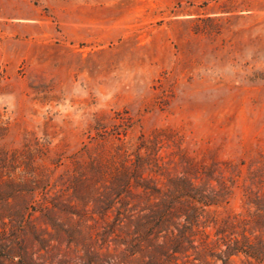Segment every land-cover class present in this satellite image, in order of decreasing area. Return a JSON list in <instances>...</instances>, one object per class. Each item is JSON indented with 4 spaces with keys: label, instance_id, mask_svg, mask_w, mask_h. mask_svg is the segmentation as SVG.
Returning a JSON list of instances; mask_svg holds the SVG:
<instances>
[{
    "label": "rangeland",
    "instance_id": "obj_1",
    "mask_svg": "<svg viewBox=\"0 0 264 264\" xmlns=\"http://www.w3.org/2000/svg\"><path fill=\"white\" fill-rule=\"evenodd\" d=\"M177 177L196 237L264 238V0H0V264L118 254Z\"/></svg>",
    "mask_w": 264,
    "mask_h": 264
},
{
    "label": "trees",
    "instance_id": "obj_2",
    "mask_svg": "<svg viewBox=\"0 0 264 264\" xmlns=\"http://www.w3.org/2000/svg\"><path fill=\"white\" fill-rule=\"evenodd\" d=\"M136 173L138 181L140 178L138 170ZM128 180V177L123 179L118 177L113 182L112 190L121 194L120 189L129 184ZM172 181L171 191L175 197L173 200L178 199L179 206L170 210L164 208L144 213L138 218L126 216L125 222L117 213L108 223L102 238L106 243L109 242V236L118 228L120 235L112 239L117 247H121L118 254L108 252L100 258L99 254L88 249L83 264H198L196 261L205 254L217 257L222 261L221 264H229L233 256L240 255H244L248 263L264 264V238L261 235H255L253 238L245 234L240 238L217 237L215 241L209 240L203 233L200 237H196L199 227L197 212L190 205L192 203L209 205L215 204L216 201L213 197L203 195L201 187L195 185L189 178L177 177ZM7 183L11 189H0V195L3 194L4 197L18 186L12 182ZM183 198L186 200L180 201ZM249 200L248 204L251 202ZM112 204L113 201L109 198L106 207ZM255 204L260 210L264 209L261 200H257ZM18 214L20 212L17 210L12 212V215ZM182 217L184 221L181 220ZM262 218L264 219V214L260 213L254 217V222L262 226ZM219 232L222 231L218 229L216 234ZM217 248L219 251H216ZM206 264L210 263L206 262Z\"/></svg>",
    "mask_w": 264,
    "mask_h": 264
}]
</instances>
